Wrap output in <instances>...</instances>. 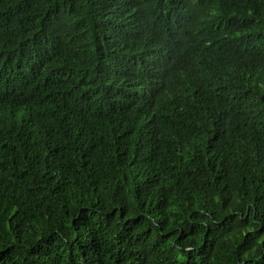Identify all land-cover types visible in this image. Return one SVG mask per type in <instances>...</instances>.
I'll return each instance as SVG.
<instances>
[{"label": "trees", "instance_id": "obj_1", "mask_svg": "<svg viewBox=\"0 0 264 264\" xmlns=\"http://www.w3.org/2000/svg\"><path fill=\"white\" fill-rule=\"evenodd\" d=\"M0 264H264V0H0Z\"/></svg>", "mask_w": 264, "mask_h": 264}]
</instances>
